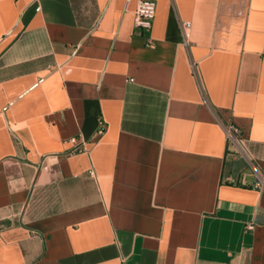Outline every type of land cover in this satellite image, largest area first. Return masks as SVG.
Here are the masks:
<instances>
[{
    "label": "crops",
    "instance_id": "1",
    "mask_svg": "<svg viewBox=\"0 0 264 264\" xmlns=\"http://www.w3.org/2000/svg\"><path fill=\"white\" fill-rule=\"evenodd\" d=\"M154 1L0 0V264H264V0Z\"/></svg>",
    "mask_w": 264,
    "mask_h": 264
},
{
    "label": "built area",
    "instance_id": "2",
    "mask_svg": "<svg viewBox=\"0 0 264 264\" xmlns=\"http://www.w3.org/2000/svg\"><path fill=\"white\" fill-rule=\"evenodd\" d=\"M38 9V8H37ZM156 12V3L154 0H138L136 8L134 10V25L141 28L144 31H149L152 27L153 19ZM190 27L189 21L179 20V29L181 33V44L188 49L190 39ZM104 123L99 122L97 133H102L104 130ZM225 134L227 138V156H232V152H236L245 159L247 164L252 169L254 176V187L264 192V172L259 170L248 153L245 142L241 138L240 129L233 123H227L224 126ZM70 142L75 144V148L72 151L82 150V146L78 144L76 137L69 138ZM238 148V149H236ZM235 152V153H236ZM248 229L253 228V224H247Z\"/></svg>",
    "mask_w": 264,
    "mask_h": 264
}]
</instances>
